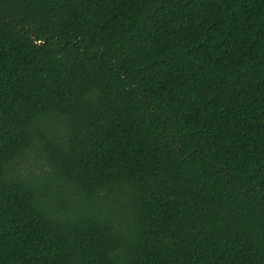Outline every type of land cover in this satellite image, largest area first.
Here are the masks:
<instances>
[{"label":"trees","instance_id":"1","mask_svg":"<svg viewBox=\"0 0 264 264\" xmlns=\"http://www.w3.org/2000/svg\"><path fill=\"white\" fill-rule=\"evenodd\" d=\"M0 264H264V0H0Z\"/></svg>","mask_w":264,"mask_h":264},{"label":"rangeland","instance_id":"2","mask_svg":"<svg viewBox=\"0 0 264 264\" xmlns=\"http://www.w3.org/2000/svg\"><path fill=\"white\" fill-rule=\"evenodd\" d=\"M28 162H26V163H24V164H22V165H25V164H27Z\"/></svg>","mask_w":264,"mask_h":264}]
</instances>
